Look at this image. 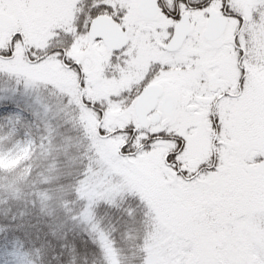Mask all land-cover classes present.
<instances>
[{
  "label": "snow or ice",
  "instance_id": "snow-or-ice-1",
  "mask_svg": "<svg viewBox=\"0 0 264 264\" xmlns=\"http://www.w3.org/2000/svg\"><path fill=\"white\" fill-rule=\"evenodd\" d=\"M72 2L0 0V32L12 36L11 47L0 49V56L15 55L24 39L17 27L47 22ZM253 3L245 10L238 0H90L97 15L83 35L104 43V36L93 34V22L110 17L124 40L113 56H124L123 75L132 77L119 95L135 93L121 107L136 116L109 127L105 117L111 105L88 94L87 69L73 55L80 27L75 25V35L68 25L57 29L65 31L69 43L49 62L74 67L85 78L80 103L97 113L96 137L113 142L112 153L101 159L97 151L98 168H85L78 182L85 208L54 226L68 241H74L73 226L83 225L103 242L106 236L94 215L97 200L108 201L101 209L131 219L117 207L131 192L149 228L145 245L160 248L158 256L146 252L144 264H264V51L258 55L248 43L264 32V0ZM138 36L147 52L134 46L132 38ZM35 51L32 46L25 55ZM7 74L20 83L17 74ZM24 89L0 94V121L12 125L9 138L21 134L17 124L25 137L33 125L41 127L40 147L47 150L56 110L30 84ZM117 98L113 94L109 100ZM35 143L17 141L14 147L27 151ZM14 156L9 151L5 159L0 152V164L11 163ZM11 180V175L0 178L4 184ZM10 240L0 241L9 264H32L34 257L26 249L17 251Z\"/></svg>",
  "mask_w": 264,
  "mask_h": 264
},
{
  "label": "rangeland",
  "instance_id": "rangeland-1",
  "mask_svg": "<svg viewBox=\"0 0 264 264\" xmlns=\"http://www.w3.org/2000/svg\"><path fill=\"white\" fill-rule=\"evenodd\" d=\"M82 0H73L71 6L65 8L63 11L55 13L52 18L47 22H35L30 21L27 24L17 27L16 31L24 32V43L27 49L35 46L37 51L31 52L30 57L38 58V61L30 62L24 55V44L20 43L16 47L15 55L13 57H1L0 56V94H6L12 89L19 87L20 92L24 93V84L28 83L37 90V93L50 102L56 110V119L54 121L55 132L52 138L48 142L47 150H42L41 135L42 128L33 125L37 131V134L32 132V127L27 129L29 136L22 135L24 129L22 124H17L16 127L21 130V134L12 136L9 138V133L12 130V125L7 122L0 121V152L5 153V159H7V153L9 151L15 152V156L11 163L0 164V168L6 171L14 170L19 166H23L25 172L23 173V179H26L33 167V156L39 154V160H46L53 158L57 162L56 158L67 159L70 163L74 161L73 154L75 148L82 145L84 141L78 137L79 133H85V140H87L86 149H95L94 154L99 151L101 153V159L106 158L112 153L113 142H104L103 137H96V129L99 127L97 113L92 109H83L80 101L82 92L85 91L81 87V82L85 79L79 77L77 69L74 67H65L62 62L50 63L53 59L52 53L47 56L41 57L45 52L47 53L54 46L65 47L69 43V39L65 34V31H57V29H63L65 25H68L67 31H70L75 35L78 15L87 12L86 10L79 9L77 4L80 5ZM238 3L245 10L250 7H254L253 0H238ZM83 6V5H82ZM81 6V7H82ZM264 12V8L260 9ZM88 16V15H87ZM85 16V17H87ZM83 17V19L85 18ZM82 19V18H81ZM80 19V20H81ZM79 20V21H80ZM90 17H87L80 28L81 36L77 39V45L73 50V55L77 59L83 61L87 69V92L96 100L107 101L111 107L108 109L107 116L105 117V126L109 127L113 124H117L123 119L125 122L131 117H135L136 113L133 109H127L124 111L121 106H126L131 102V95L135 93H124L119 95L121 90L131 82L132 77L124 76L121 65L124 63V56L109 53L103 44H94L89 36L83 35L85 32ZM135 22V21H133ZM229 31L227 39H231V32ZM11 34L8 30L0 32V49L9 48V41ZM136 43L135 47H139L141 51L147 52V46L144 45L143 39L138 37L132 38ZM255 41V44L252 41ZM248 43L252 48H255L257 54H261L264 51V32L253 35ZM132 51V47H129L128 52ZM43 60L44 64L38 68L33 69L30 64H39ZM7 73H15L20 77V83H17L15 77L9 76ZM111 77V79H108ZM25 78H27L25 80ZM113 94L118 96L115 100H109V97ZM85 120L87 123H85ZM71 125L70 130L75 129L74 139H66L62 145L57 146L59 139H62L61 131L63 125ZM114 130V129H111ZM90 137H89V136ZM34 140L36 143L34 146H30L27 151L24 148L14 147L17 141ZM58 140V142L56 141ZM89 140V141H88ZM57 142V143H56ZM60 143V142H59ZM84 146V144H83ZM87 150V151H88ZM39 152V153H37ZM71 154V158H70ZM97 159V156H95ZM63 161V160H61ZM69 163V164H70ZM40 170L46 174L57 177L64 172L59 169L55 171L57 165L52 169H47L41 163ZM36 167H38L36 165ZM90 170L98 168L89 166ZM119 185V183L116 182ZM131 193V192H128ZM47 196V195H46ZM43 201L46 199L43 197ZM118 216V215H117ZM141 226L133 224L132 232L139 236L142 233ZM77 234H82L81 231L75 230ZM149 235V233H148ZM153 249L150 253L154 255ZM155 256L159 255V249Z\"/></svg>",
  "mask_w": 264,
  "mask_h": 264
},
{
  "label": "trees",
  "instance_id": "trees-1",
  "mask_svg": "<svg viewBox=\"0 0 264 264\" xmlns=\"http://www.w3.org/2000/svg\"><path fill=\"white\" fill-rule=\"evenodd\" d=\"M86 11L77 17L76 24L80 28L87 17L92 18L97 14L91 10ZM66 126L71 127L66 123L59 128L62 139H59L60 143L56 139L57 146L62 145L63 140L65 143L66 139H74L75 129L69 131ZM32 132L37 134L34 126ZM78 137L84 141V146L82 144L75 148L73 157L70 154V158L74 159L72 163L59 158H56L57 162L53 158L39 160V154H35L32 170L26 179L22 176L25 172L23 166L11 171L0 168V178L9 175L12 177L10 184L0 182V241L11 237L9 243L18 245L17 251L20 248L26 249L34 257L32 264H144L146 252L152 255L150 250L155 248L156 255V249L160 251V248L158 245H145V240L151 239L148 235L149 228L144 223V210L132 193L123 195L121 203L117 205L129 212L131 219L117 216L110 208L101 209V205L107 204L108 201L97 200L94 215L98 225L102 224L99 232L106 236L103 242L97 235L88 232L83 225L73 226L75 230L82 232H75L74 241H68L63 231L54 227L64 222L70 214L85 208V200L80 195L78 182L85 168L98 166L95 149H86L85 133H79ZM39 163L47 169L57 165L55 171L59 169L64 173L57 177L45 172L43 175ZM116 182L121 183L119 180ZM42 194L47 195L46 201H43ZM134 223L141 226L142 233L139 236L132 232ZM39 225L47 226V230ZM0 264H9V257L5 255L2 243Z\"/></svg>",
  "mask_w": 264,
  "mask_h": 264
},
{
  "label": "water",
  "instance_id": "water-1",
  "mask_svg": "<svg viewBox=\"0 0 264 264\" xmlns=\"http://www.w3.org/2000/svg\"><path fill=\"white\" fill-rule=\"evenodd\" d=\"M93 34L104 36V42L111 50L118 48L121 43H124L120 29L106 15L100 16L99 19L93 22Z\"/></svg>",
  "mask_w": 264,
  "mask_h": 264
},
{
  "label": "flooded vegetation",
  "instance_id": "flooded-vegetation-1",
  "mask_svg": "<svg viewBox=\"0 0 264 264\" xmlns=\"http://www.w3.org/2000/svg\"><path fill=\"white\" fill-rule=\"evenodd\" d=\"M89 4H90V0H85V8H84V10H91L90 7H89ZM96 15H97V14H96ZM96 15H95V16H96ZM232 29H233V27H230V28H229V31H231ZM89 38H90V37H89ZM11 40H12V36H11L10 41H9V47H11V44H10ZM24 42H25V41H24V39H23L22 43L24 44V55H25V50L27 49V47H26V45H25ZM102 44L105 46L106 50H107L109 53L113 54V49H112V50L109 49L108 46H107V44H106L105 42L102 43ZM62 48H65V47H62V46H55L54 49H52V50H53V52H54V51H57V50L62 49ZM1 57H4V56H1ZM25 57L28 58L29 55H25ZM64 65H65V64H64ZM65 67H69V66L65 65ZM83 93H84V91L82 92V94H83Z\"/></svg>",
  "mask_w": 264,
  "mask_h": 264
}]
</instances>
